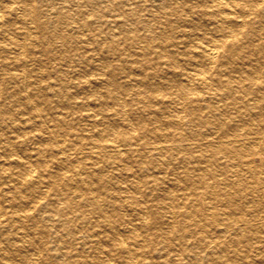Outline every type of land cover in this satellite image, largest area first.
Segmentation results:
<instances>
[{
	"label": "bare ground",
	"instance_id": "obj_1",
	"mask_svg": "<svg viewBox=\"0 0 264 264\" xmlns=\"http://www.w3.org/2000/svg\"><path fill=\"white\" fill-rule=\"evenodd\" d=\"M0 264H264V0H0Z\"/></svg>",
	"mask_w": 264,
	"mask_h": 264
}]
</instances>
